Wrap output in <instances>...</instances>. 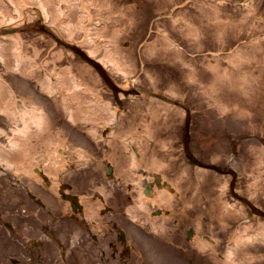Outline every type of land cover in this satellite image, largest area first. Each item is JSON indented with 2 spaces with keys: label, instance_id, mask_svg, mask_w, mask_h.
<instances>
[{
  "label": "rangeland",
  "instance_id": "obj_1",
  "mask_svg": "<svg viewBox=\"0 0 264 264\" xmlns=\"http://www.w3.org/2000/svg\"><path fill=\"white\" fill-rule=\"evenodd\" d=\"M2 2L7 4L10 0ZM100 2H92L90 9L97 16V21L106 22L108 28L97 40L101 47L116 40L118 53L115 55L120 57L121 68L126 71L123 74L106 68L104 74L108 77L107 82L121 86V81L127 80L128 88L142 87L158 96H123L118 107L107 82L91 66L94 79L88 84L93 83L91 86L102 96L101 101L97 102V110H101L102 103H108L111 110H126V113L120 114L124 119L121 125L132 128L141 125L147 128V132L142 131V144L138 145L142 154V167L149 174L160 171L164 178L174 183L180 198L185 200L184 204L190 205L184 226L193 225L199 233L198 238H202V233H209L216 239V242L203 241L202 250L194 251L198 253L194 258L181 247L182 252L166 249L157 257V264H231L227 252L234 246L232 238L244 234L251 235L252 239L245 241L249 246L243 253L237 252L235 262L264 264V234H260V238L254 236L261 230L264 232V215L260 213L264 211V0H107L104 6ZM64 3H55L58 11L65 6ZM39 27L38 20L33 19L21 31L22 39L31 41L37 38ZM48 36L46 34L45 39H37L39 57L47 56L46 43H50L47 42L50 38ZM78 49L86 53L85 46L79 45ZM70 50L78 62L90 65L81 53ZM234 52L239 54V61L235 60ZM101 54L100 50L98 57ZM60 61L66 65V58ZM216 64L220 68L211 69V65ZM72 68L75 71V67ZM222 70L232 77V81L219 90L218 87L222 86L218 82L213 84L212 76ZM0 73L14 88H20L19 94L24 98L29 96L27 93L41 94L37 104H48L45 110L51 112V98L39 92L36 86H25L20 82L19 74L5 71L1 64ZM83 73L86 74V71ZM85 77L89 78L88 75ZM247 81L249 84L245 86ZM245 87L249 94L236 96V89L245 90ZM159 96L168 98L171 103L159 99ZM62 110L58 106L59 120L65 123L58 125V133L54 132L53 137L45 133L30 136L27 138L30 143L18 149V152L27 153L24 159L29 162L33 163L37 159L45 167L48 165L47 172L51 167L49 175L54 183L58 181V170L53 168L50 161H44L50 154L46 149L49 144H53L48 141H62L69 148L75 149L81 146L80 136L88 135L85 131L89 122L76 121L73 127L67 124L68 118ZM155 111L158 112L157 116L154 115ZM186 116L190 117V148L196 155L203 157L205 162L225 163L235 167L236 176L232 181L237 198L230 189V175H217L213 180L211 175L216 174L208 171L212 174L201 181L203 187L191 177L196 168L185 164L182 147ZM8 123L9 118L6 120L0 114V127L9 136ZM101 124L97 123L96 126ZM56 126L53 125V128ZM66 136L74 139L72 146L68 145L72 141ZM120 136L127 140L131 135L126 132L120 133ZM0 144L7 145L6 138L1 134ZM45 153L48 154L44 157ZM21 155L17 157L19 161H22ZM159 161L163 165H159ZM126 163L131 165L129 159ZM79 167L83 169L81 164ZM10 176L7 170L0 168V195L11 190ZM31 179L34 180L32 175L23 181L28 183ZM80 183L78 181L79 186ZM21 184L16 182L15 191L23 190ZM55 189L53 185L49 190L43 188L42 191L45 190L46 195H53ZM174 199H169V203L174 202ZM201 200L206 203L207 210ZM0 205H6V200L1 199ZM180 209L182 207L175 208V213L182 214ZM50 223H55L54 218ZM56 227V223L47 226L51 232ZM50 238L47 236L44 239L47 245L46 264H58V245ZM191 244L193 242L186 246L193 251L195 249ZM14 249L18 252L17 247ZM159 250H162L161 247ZM217 251H221L223 257L218 258ZM245 252L256 256L253 259L245 258Z\"/></svg>",
  "mask_w": 264,
  "mask_h": 264
},
{
  "label": "bare ground",
  "instance_id": "obj_2",
  "mask_svg": "<svg viewBox=\"0 0 264 264\" xmlns=\"http://www.w3.org/2000/svg\"><path fill=\"white\" fill-rule=\"evenodd\" d=\"M62 1L65 2V6L58 11L55 3L58 2V4H60ZM99 1H101V6L107 3V0ZM92 2H95V0H10V3L8 2L6 4L0 0L1 66L5 68V71H12L19 74L20 82L25 86L30 84L38 85L41 92L49 96L51 95L53 98V110L51 109L49 113L45 110L46 107H49L48 104H46V106L44 104H37V100L41 98V95L27 93L29 96L24 98L20 95V88L18 86H16L17 89L14 88L0 73V114L4 115L6 120L9 118L10 121V123H8L10 130L9 136L6 135L7 132L5 129L0 127V134L3 135L7 141V145L0 144V162L6 167L13 166V171H17V168H22L24 166V156L27 155V153H23L22 151L18 152V149L23 148L24 144L27 145L30 143V140L27 139L28 137L41 136L44 133L53 137V133L58 132L56 127L53 128L55 124L57 128L58 125L61 126V121L57 118L58 114L55 112V108L56 111H58V106L63 108L62 112L67 116L70 122L69 124L73 126H75L76 121L90 123L91 120L95 118H97V122L100 121L107 124L115 118L116 111H110L108 103H102L100 105L101 110H97L99 108L97 102L101 101L102 96L97 93L98 90L91 86L93 83L88 84L90 80L94 79L91 64L89 63L90 65H88L84 62H78L73 56V52L70 50L78 48L79 45L85 46L87 56L97 59L107 70L109 69L110 71H118V73L121 72L126 74V71L121 68L120 57H116L115 55L118 53L116 40L114 42H108L105 47H101L97 40L100 35L102 36L104 34V30L108 28V25L102 20L97 21V16H95L94 12L90 9V4ZM33 19L38 20L40 33L37 35V38L31 41L23 40L21 31ZM92 20H94L93 24L91 23ZM112 29H114V27ZM46 34L50 37L47 39V42L49 41L50 43H46L47 56L39 57L37 39H45ZM260 40H263V38ZM52 47L54 51L51 52ZM64 48L67 49L64 50ZM100 50L102 54L98 57ZM111 52L112 54H110ZM233 56L236 61H239L238 53L234 52ZM62 58H66V65H63V61L58 62ZM122 64L123 66L125 65L124 60ZM211 66V69L216 68L217 70L220 68L217 64ZM72 67H75V71H73ZM38 69H42V72ZM83 71H86V74H84ZM85 75H88L89 78H86ZM25 80L28 84L25 83ZM212 80L213 84L217 82L220 83L222 87H218V89L221 90L223 85L232 81V77H229V75L222 70V72L217 73L215 76L213 75ZM248 84L249 82L247 81L245 86ZM30 86L28 87L29 89ZM116 88L118 89L117 85ZM235 94L236 96H246L249 94V90L246 87L245 90L236 89ZM118 95L121 97L122 92ZM58 102H60V104ZM163 108L167 107L164 106ZM94 113H99L104 117L102 118L97 115L93 118L92 114ZM154 115L157 116L158 112L155 111ZM63 124L65 123L63 122ZM117 125L119 126L120 123H117ZM143 130L147 132L146 127ZM109 134H112V132L110 131ZM139 136L141 137L142 135ZM114 137L116 138L117 136ZM120 141L123 142L124 140ZM133 141L136 140L133 139ZM50 142H53L52 145L49 144L50 147L48 146L49 150L52 152L44 161L46 163L50 161V163L54 165V167H52L57 169L58 165L55 166V163H58V154L54 153V150L58 143L55 144L54 139L48 141V143ZM123 145L127 147L129 143L125 141ZM49 150L47 149V151ZM20 155L22 161L17 159ZM45 155H47V153H45ZM74 156L77 160L81 159V155L78 153H74ZM135 160L136 157L133 155V164ZM161 163L162 162L159 161V165H163ZM25 166L31 167L32 165L25 163ZM27 170L26 172L28 173ZM51 171L52 168L49 167L48 173H51ZM260 176L262 177V174H260ZM50 183L51 185H57L51 180ZM257 188H259V185H257ZM166 190L170 191L169 188L165 187L160 190V193L165 195ZM140 202L143 203L144 200L140 199ZM142 203H140V205H142ZM260 234L262 235L264 232H262V230L257 232L254 234L255 238L257 235L258 238H260ZM232 239L234 241V246L228 249L227 258L230 260L231 264H237L234 256L237 255V252H244L246 247L249 246L245 241H250L252 236L244 234L238 237L234 236ZM196 243V248L201 249L204 246L203 242L199 240H197ZM255 256L256 254L254 253L245 252L244 257L253 259Z\"/></svg>",
  "mask_w": 264,
  "mask_h": 264
},
{
  "label": "flooded vegetation",
  "instance_id": "obj_3",
  "mask_svg": "<svg viewBox=\"0 0 264 264\" xmlns=\"http://www.w3.org/2000/svg\"><path fill=\"white\" fill-rule=\"evenodd\" d=\"M62 195L73 199V193L69 191ZM127 200L121 192L114 191L105 200V206L94 209L97 215L91 217L83 211L84 206L73 207V213L67 215L66 225L59 231L64 237L58 240L61 248L58 259L69 260L70 264H128L129 259L135 262V248L121 232ZM92 222L98 223L97 229ZM83 256H87V260H79Z\"/></svg>",
  "mask_w": 264,
  "mask_h": 264
}]
</instances>
